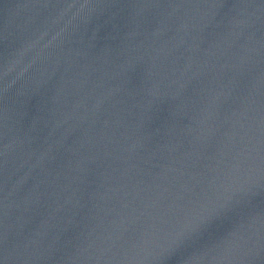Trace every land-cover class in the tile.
Returning <instances> with one entry per match:
<instances>
[{
    "label": "water",
    "instance_id": "95a60500",
    "mask_svg": "<svg viewBox=\"0 0 264 264\" xmlns=\"http://www.w3.org/2000/svg\"><path fill=\"white\" fill-rule=\"evenodd\" d=\"M197 0H0V264H102Z\"/></svg>",
    "mask_w": 264,
    "mask_h": 264
}]
</instances>
